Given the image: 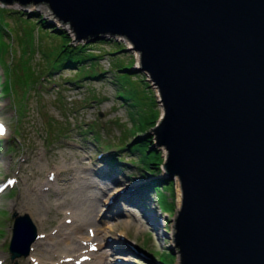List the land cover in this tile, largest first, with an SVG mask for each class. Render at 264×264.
<instances>
[{
  "label": "rangeland",
  "instance_id": "374dc122",
  "mask_svg": "<svg viewBox=\"0 0 264 264\" xmlns=\"http://www.w3.org/2000/svg\"><path fill=\"white\" fill-rule=\"evenodd\" d=\"M27 6L0 2L6 9L0 21L7 30H0V121L5 127L0 184L15 179L0 192V264H33L35 259L36 264H181L173 239L180 178L174 176V190L172 185L163 188L168 178L163 164L153 165L155 172L143 169L140 152L128 146L150 139L165 160L168 154L151 131L163 104L150 73L140 69V52L125 35L77 40L49 3ZM8 9L24 16L6 14ZM39 18L44 26L36 22ZM60 30H67L74 43H86L93 57L77 68L66 64L55 69L45 54L60 42ZM131 63L130 69L119 70V64ZM56 168L65 171L66 181L50 176ZM103 169L114 178L100 176ZM137 182L144 186L139 201L120 198L115 203L113 197L136 190ZM151 183L163 190L156 192ZM14 211L30 215L38 236L27 255L11 258ZM148 213L159 223L151 222ZM98 230L104 236L96 239ZM33 247L40 249L38 254ZM166 251H173L174 262L160 261Z\"/></svg>",
  "mask_w": 264,
  "mask_h": 264
},
{
  "label": "water",
  "instance_id": "95a60500",
  "mask_svg": "<svg viewBox=\"0 0 264 264\" xmlns=\"http://www.w3.org/2000/svg\"><path fill=\"white\" fill-rule=\"evenodd\" d=\"M15 1L49 3L77 40L125 35L140 52L163 104L151 131L181 180V264H264V0H0ZM12 218L14 258L38 233L27 212Z\"/></svg>",
  "mask_w": 264,
  "mask_h": 264
},
{
  "label": "trees",
  "instance_id": "16d2710c",
  "mask_svg": "<svg viewBox=\"0 0 264 264\" xmlns=\"http://www.w3.org/2000/svg\"><path fill=\"white\" fill-rule=\"evenodd\" d=\"M5 10L6 9L4 7H0V17L2 16L3 11H5ZM9 13H13V14H16L18 16L23 15L22 11L9 10L6 12V14H9ZM36 22H38V23H40V25L44 26V21L42 18L36 19ZM0 30L7 31L5 29V26L1 23V21H0ZM51 30H53V29H51ZM56 33H57V35H59L60 42L55 44L54 49L51 51V53H49L50 55L45 54V57L50 56L49 58H52L53 65H54L55 69L61 68L62 66L66 65V64H67V66H73L74 65L75 68H77L80 63L85 62V61H87L93 57L87 51V46H86L87 44L83 43V42H79L77 44L74 43L73 37L71 36V34L67 30H60ZM95 57H97V56H95ZM118 66L120 68L119 70L130 69L132 67V63L130 64V66L121 65V64H119ZM31 72H33L32 74H34L35 69H32ZM125 72L129 73V71H125ZM20 79L23 80V77H21ZM6 82H7V80H6ZM4 90L6 92L9 91L8 83H7V85H5ZM159 116L160 115L158 112L156 115V118L154 120L153 125H155L157 123ZM140 128L143 132H145L142 127H140ZM152 144H153V141H151L150 139H143L140 142L136 141L134 143L128 144V146H130V147L132 146L131 150L140 152V154H139V166L140 167H142L143 169H146L147 171L155 172V171H153L154 170L153 165L163 164L165 162V159H164L161 151L159 149L153 148ZM112 160L113 159H111V161ZM113 161H115V159ZM156 169L159 170L160 169L159 166H156ZM164 180H166L167 183L164 182V184H162L163 185L162 187L163 188H169L172 185V188L174 190L173 179L165 178ZM149 186H150V188H154L156 192H160L163 190L162 187L157 186L156 183H151ZM173 202H174V208H175V199H173ZM162 209L166 210L163 206H162ZM165 253H166V259L163 257L164 253H162L160 255V261H162L164 263H172L175 261V255L173 254V251H166Z\"/></svg>",
  "mask_w": 264,
  "mask_h": 264
},
{
  "label": "bare ground",
  "instance_id": "6f19581e",
  "mask_svg": "<svg viewBox=\"0 0 264 264\" xmlns=\"http://www.w3.org/2000/svg\"><path fill=\"white\" fill-rule=\"evenodd\" d=\"M48 9V8H47ZM50 15H52V13L50 12L49 13ZM69 27H70V25H69ZM71 28V27H70ZM71 30L73 31V29L71 28ZM129 43H131V41H129ZM138 55V61H140V55L139 54H137ZM65 171L64 170H60V169H54V171H51V172H49V174H51L50 176H52V175H54L55 176V178L58 180H60V181H66V178H65ZM100 176H102V177H104V178H107V179H113L114 177L113 176H110L109 174H107L106 173V171L103 169V170H100ZM111 174V173H110ZM115 175V174H114ZM49 177V176H48ZM55 179V180H56ZM180 180V179H179ZM144 183V182H143ZM43 186H44V189L45 190H49L50 191V189H49V187H48V184L46 185V184H42ZM140 185H141V183H136L135 185H133V187L136 189V190H127V189H125V190H123V191H121L119 194H117L115 197H113V200H115V203L121 198V199H128V200H135V201H139V198L142 196H139V190L140 189H142L144 186L142 185L141 187H140ZM145 185V184H144ZM138 187H140V188H138ZM48 191V192H49ZM141 191H143V190H141ZM65 192V191H64ZM144 196V195H143ZM59 197V196H58ZM62 197V196H61ZM181 197H182V186H181V180L179 181V183H178V204H180V203H182V201H181ZM99 197H97V199H98ZM149 201V200H148ZM135 203V202H134ZM110 207H112L113 209H114V206H112V205H110ZM99 206L97 207V206H95V208H94V210L95 211H98L99 210ZM152 210V209H151ZM91 212V211H90ZM95 213V212H94ZM91 214V213H90ZM147 214V213H146ZM68 215V214H67ZM90 216V215H89ZM71 217V216H70ZM147 217H149V219H150V221L151 222H154L155 223V225L156 224H158L159 222H158V219L155 217V215L154 214H152V213H148V215H147ZM88 220V219H87ZM90 222V221H89ZM83 226H78V224H77V226H76V228H82ZM96 235V234H95ZM69 236V240L70 239H72V236H70V235H68ZM97 236L98 237H95L96 239H99V238H102L104 235H102L101 234V232H100V230H98L97 231ZM59 237V236H58ZM74 238V237H73ZM87 239H89V237L87 238ZM73 240V239H72ZM71 240V241H72ZM95 240V239H94ZM18 242H15V244H17ZM70 244V243H69ZM16 246V245H15ZM35 246V245H34ZM68 246V245H67ZM70 246V245H69ZM71 247H72V245H71ZM77 247V246H76ZM68 248V247H67ZM73 248V247H72ZM80 248H82L81 246L80 247H78V249H80ZM33 250H35V252H37V254L39 253V250L40 249H38V248H34L33 247ZM46 250V249H45ZM68 250V249H67ZM48 251V250H47ZM69 251V250H68ZM70 251H71V249H70ZM46 253V252H45ZM50 253V252H49ZM72 253H73V251H72ZM37 254H35V255H37ZM55 254V253H54ZM53 254V255H54ZM67 254V253H66ZM43 255V254H42ZM62 255V254H61ZM37 257V259H38V256H36ZM44 257V256H43ZM52 257V256H51ZM58 257V256H57ZM59 258V257H58ZM62 258V257H61ZM53 259H54V257H53ZM40 260V259H39ZM45 260H46V258H45ZM33 261V264H36L37 262H38V260H32ZM51 263V262H50ZM87 263V262H86ZM85 263V264H86ZM39 264V263H38ZM88 264V263H87Z\"/></svg>",
  "mask_w": 264,
  "mask_h": 264
},
{
  "label": "snow or ice",
  "instance_id": "6c2138e0",
  "mask_svg": "<svg viewBox=\"0 0 264 264\" xmlns=\"http://www.w3.org/2000/svg\"><path fill=\"white\" fill-rule=\"evenodd\" d=\"M5 131L2 125H0V134H2Z\"/></svg>",
  "mask_w": 264,
  "mask_h": 264
}]
</instances>
